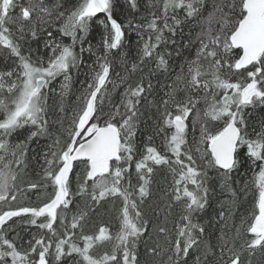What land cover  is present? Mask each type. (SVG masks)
I'll return each mask as SVG.
<instances>
[{
    "label": "snow or ice",
    "instance_id": "snow-or-ice-1",
    "mask_svg": "<svg viewBox=\"0 0 264 264\" xmlns=\"http://www.w3.org/2000/svg\"><path fill=\"white\" fill-rule=\"evenodd\" d=\"M0 62V264H264V119H247L264 107V0H0ZM208 169L231 193L218 232L198 221Z\"/></svg>",
    "mask_w": 264,
    "mask_h": 264
},
{
    "label": "trees",
    "instance_id": "trees-1",
    "mask_svg": "<svg viewBox=\"0 0 264 264\" xmlns=\"http://www.w3.org/2000/svg\"><path fill=\"white\" fill-rule=\"evenodd\" d=\"M75 2L76 0H68L69 7ZM140 3L142 6V11H143L144 5L148 3V0H140ZM211 3H212V0H207V7L209 10L211 8ZM121 19H123V17H121ZM99 32H100V29L98 26L93 29L91 36H90V39L93 44H96L99 41ZM165 35H167V32H165ZM64 42L70 43V39L64 38ZM140 43H142V41H140V37L135 32L129 33L126 36V44L124 47V51L129 53L130 59L131 57L136 56L137 52L139 51ZM35 48H36V45L33 44V49L35 50ZM164 48L165 46L161 45V49H164ZM167 50L172 51V46L169 45ZM40 51L41 53L45 51L42 43L40 44ZM189 55L190 54L188 51H184L183 57H187ZM183 57H177L175 53H173V56L171 57L169 61L173 69H176L178 71L177 65L183 62ZM85 58L86 60H88L87 56ZM94 59L95 58L92 57L91 60H88V63H91L92 60ZM116 63L117 65H119V59H117ZM4 66L5 64L0 62V68ZM148 67L151 68L152 65L150 64ZM119 70L120 68L118 67L117 71ZM145 71H147V69H145ZM158 78L161 82H163L165 79V77L163 76H160ZM84 80H85V75H84L83 69L80 72H76V71L73 72L72 91L73 93H75V95L70 93L65 98V111L68 112L69 115L71 114L70 109L74 107L76 95L79 94L78 90L82 89ZM62 81H63V77H58L55 81H53L52 85L50 86V88L54 89L55 91L48 92V95L50 97L49 102L53 104L54 110H55V106L59 103L58 93L60 91V85ZM153 83L154 84L157 83V80L155 78L153 79ZM160 86L162 87L163 84L161 83ZM247 119L250 125L252 124L258 125L259 122L262 119H264V107H258L255 110L249 109ZM45 139L47 140L48 143H51L50 139H47V138ZM154 144L156 146L160 144L159 137L156 138V140L154 141ZM33 147H35V145H33ZM29 155L31 156V152L29 153ZM198 163L202 164V162H199V161ZM249 178H250V175L247 172L246 166L244 168H241L238 172L233 174V180L231 184H232V188L237 191L238 211H236L235 213V218L237 222H238L240 215L244 213L245 209H248L251 206L252 201H253V196H252L251 191H248L247 193H245L244 191H241V188L243 187L244 183ZM155 179L157 183L154 185V199L159 200V198L163 196L164 191L168 190L169 185L171 184V176L167 175L164 172H161L156 175ZM222 183L223 181L220 178V176H218L217 172L214 169H208L207 186L210 189V194H209L210 195V201H209L210 206L206 208L204 212L198 214V221L201 224L205 225L212 232H218L219 229L222 227V222H219V223L217 222L218 220L217 214L221 211L222 207L224 208L225 211H227L228 205L225 202L231 199V193L226 191L221 186ZM29 196L31 197V200L33 203L37 202L36 198L32 196L31 193H29ZM97 223L98 224L109 223L112 226L113 230H115L114 217H110L108 220H105V221H98ZM169 227H172V225L170 224ZM141 251H143L142 247H141ZM192 259H194V256L190 257V264H191Z\"/></svg>",
    "mask_w": 264,
    "mask_h": 264
},
{
    "label": "rangeland",
    "instance_id": "rangeland-1",
    "mask_svg": "<svg viewBox=\"0 0 264 264\" xmlns=\"http://www.w3.org/2000/svg\"><path fill=\"white\" fill-rule=\"evenodd\" d=\"M74 106H75V103H74Z\"/></svg>",
    "mask_w": 264,
    "mask_h": 264
}]
</instances>
